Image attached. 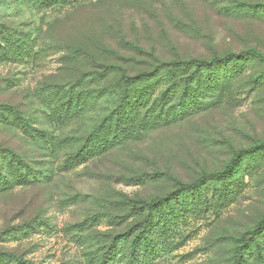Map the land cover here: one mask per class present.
Listing matches in <instances>:
<instances>
[{
    "label": "rangeland",
    "instance_id": "374dc122",
    "mask_svg": "<svg viewBox=\"0 0 264 264\" xmlns=\"http://www.w3.org/2000/svg\"><path fill=\"white\" fill-rule=\"evenodd\" d=\"M68 1L42 9L39 0H0V23L22 41L21 55L0 61V109H18L40 139L0 113V149L27 166L0 184V253L13 257L0 264H99L116 235L143 222L142 203L222 172L237 152L264 142V59H248L233 64L232 77L219 69L196 87L181 115L152 123L155 107L136 136L82 154L126 79L143 88L153 82H141L147 72L169 77L163 62L247 49L264 57V0ZM64 94L86 107L59 126L48 115ZM226 179L185 193L187 211L166 229L158 222L151 264H264V153ZM108 264L127 263L118 253Z\"/></svg>",
    "mask_w": 264,
    "mask_h": 264
},
{
    "label": "trees",
    "instance_id": "16d2710c",
    "mask_svg": "<svg viewBox=\"0 0 264 264\" xmlns=\"http://www.w3.org/2000/svg\"><path fill=\"white\" fill-rule=\"evenodd\" d=\"M39 1L42 3L40 6L42 9L50 7L51 3L63 5H72L73 3L68 0ZM19 36V33L13 32L6 25L0 23V61L21 55L22 41H20ZM248 59L261 60L264 57L254 49H247L239 54H228L224 57L210 60L181 59L163 62L160 64L161 70H164L166 75L171 76V78H167L170 80L169 84L154 99L150 97L151 91L157 85L166 83L167 79L159 78L153 73L154 71L147 72L142 75L141 82L151 84L153 81L152 85L135 89L134 87H137L136 84L126 83L128 80L126 79L121 87L120 95L113 111L85 138V143L82 145V154H93L94 151L104 150L114 142L121 141V139L136 136L142 129L147 114L152 113L155 107L156 112L152 123L166 120L171 111L176 110L177 114L181 115L189 106L195 103L196 99L193 97V91L196 87H199L202 82L211 83L213 81L212 77L217 75V70L219 69L229 73L231 71L230 76L232 77V74H237V69H239V65L235 66L233 64L237 63V61ZM181 75H185L186 78L179 79L177 77ZM122 78L123 80L125 79L124 77ZM218 79L224 81L225 78L220 77ZM175 97L176 99H174ZM146 104H150L148 108ZM166 104L167 107H164ZM85 107V104L80 101L79 95L67 96L64 94L57 101L56 106L51 109L48 116L51 121L59 126H65L78 118ZM2 108L0 113L7 112L12 115L17 123L23 127L24 132L29 133V136L40 141L39 136L34 134V130L31 129L28 122L24 121L22 113L18 109L4 105ZM141 113L144 115L139 118ZM4 122L9 124L10 120L4 117ZM263 153L264 142H257L251 145L249 149L237 152L230 164L222 172L204 174L193 184H179V188L176 191L169 193L165 197L142 203V208L145 209L147 215L143 222L139 224L135 231L116 235L108 251L101 256L99 264H108L118 253H123L127 264H151L153 259L151 253L156 252V234L160 233L157 231L158 222H161V228L166 229V225L174 221V213L180 212L183 214L187 211L183 201L181 203L180 200L185 193L192 192L189 196H199V193L194 191L205 186L207 182L227 183L226 177L240 165V162L244 161L249 155L256 156ZM3 163L6 164V171H4L5 169L3 170ZM25 170H27L26 164L13 151L0 149V184H6V182L11 184L13 181L11 174H17L19 179ZM7 176H9V179H6ZM192 200L195 199L192 198ZM196 200H199V198ZM262 223H264V220ZM259 230L260 227L254 235L258 234ZM9 258H13L11 254L0 253L2 261L9 260ZM14 261L16 264H32L30 261L22 260L21 258H14ZM261 262L263 263V260Z\"/></svg>",
    "mask_w": 264,
    "mask_h": 264
}]
</instances>
